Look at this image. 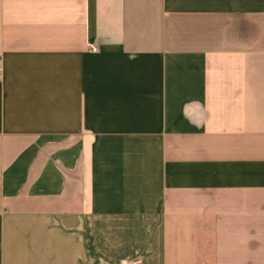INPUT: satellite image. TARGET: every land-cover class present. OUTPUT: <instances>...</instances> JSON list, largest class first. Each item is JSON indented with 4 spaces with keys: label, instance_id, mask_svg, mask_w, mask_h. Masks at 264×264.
I'll return each instance as SVG.
<instances>
[{
    "label": "crops",
    "instance_id": "0c3cea01",
    "mask_svg": "<svg viewBox=\"0 0 264 264\" xmlns=\"http://www.w3.org/2000/svg\"><path fill=\"white\" fill-rule=\"evenodd\" d=\"M0 264H264V0H0Z\"/></svg>",
    "mask_w": 264,
    "mask_h": 264
},
{
    "label": "built area",
    "instance_id": "2783aa9c",
    "mask_svg": "<svg viewBox=\"0 0 264 264\" xmlns=\"http://www.w3.org/2000/svg\"><path fill=\"white\" fill-rule=\"evenodd\" d=\"M132 263H136V261L132 262Z\"/></svg>",
    "mask_w": 264,
    "mask_h": 264
}]
</instances>
